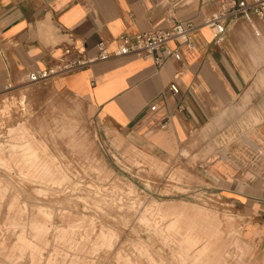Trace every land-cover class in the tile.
<instances>
[{
    "label": "crops",
    "instance_id": "obj_1",
    "mask_svg": "<svg viewBox=\"0 0 264 264\" xmlns=\"http://www.w3.org/2000/svg\"><path fill=\"white\" fill-rule=\"evenodd\" d=\"M236 1L0 0V92L63 57H94L102 41L114 51L123 35L169 29L173 18L201 25ZM192 41L193 49L172 42L158 53L161 69L133 55L45 85L150 157L195 165L193 176L238 208L252 260L264 264V22L228 25L221 45L208 27ZM172 83L180 95L169 91Z\"/></svg>",
    "mask_w": 264,
    "mask_h": 264
},
{
    "label": "rangeland",
    "instance_id": "obj_2",
    "mask_svg": "<svg viewBox=\"0 0 264 264\" xmlns=\"http://www.w3.org/2000/svg\"><path fill=\"white\" fill-rule=\"evenodd\" d=\"M48 85L0 94V264H257L238 208Z\"/></svg>",
    "mask_w": 264,
    "mask_h": 264
},
{
    "label": "built area",
    "instance_id": "obj_3",
    "mask_svg": "<svg viewBox=\"0 0 264 264\" xmlns=\"http://www.w3.org/2000/svg\"><path fill=\"white\" fill-rule=\"evenodd\" d=\"M221 8L220 13L207 17L201 25L184 23L173 18L174 24L169 29L141 33L135 36L123 35L119 38V46L114 51H110L107 44L102 41L98 45L96 56L63 57L57 65L32 73L29 76V83L32 85L47 84L56 76L70 75L91 68L97 63L133 55L152 59L157 69H161L164 66V60L158 57V53L169 51L168 47L172 42L193 49L192 35L202 27L210 28L214 33V42L221 45L224 42L228 25L240 19H244L248 23H252L254 19L264 22V0H237L233 5L224 3ZM172 54L177 61H181L182 56L179 50L176 49ZM13 88V85H7L0 94L7 93ZM169 91L173 95L181 94V89L176 83L170 85ZM150 110L156 112L158 105L153 104ZM179 111L181 112V109ZM172 118L173 115L169 113L161 128L165 129Z\"/></svg>",
    "mask_w": 264,
    "mask_h": 264
}]
</instances>
